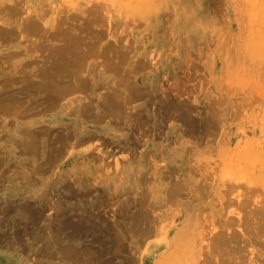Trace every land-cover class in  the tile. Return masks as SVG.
Segmentation results:
<instances>
[{"label": "rangeland", "instance_id": "rangeland-1", "mask_svg": "<svg viewBox=\"0 0 264 264\" xmlns=\"http://www.w3.org/2000/svg\"><path fill=\"white\" fill-rule=\"evenodd\" d=\"M240 261L264 264V0H0V264Z\"/></svg>", "mask_w": 264, "mask_h": 264}, {"label": "bare ground", "instance_id": "bare-ground-1", "mask_svg": "<svg viewBox=\"0 0 264 264\" xmlns=\"http://www.w3.org/2000/svg\"><path fill=\"white\" fill-rule=\"evenodd\" d=\"M60 31H61V29H60ZM62 31H64L63 29H62ZM28 32V31H27ZM66 33V32H65ZM34 34H35V32H34ZM62 34V33H61ZM30 35H32V34H30ZM63 35V34H62ZM59 37V36H58ZM67 37H69V35H67ZM67 37H65L66 39L65 40H67ZM73 37V36H72ZM76 37V36H75ZM80 38V37H79ZM73 39V38H72ZM70 40V39H69ZM72 41L73 40H71V43H72ZM37 43V42H36ZM69 44V45H66V47L65 48H63L62 49V51H61V53L60 54H62V56L61 57H64V56H69L68 58L69 59H66L67 60V67H64V68H61V69H59L58 71L57 70H53L54 68H52V70L51 71H49V72H46L45 71V73H43V77H42V80H41V85H40V87L41 88H43L45 91H47L48 93H52V95L57 99V97H61V98H63L64 96L63 95H66L67 93H69L70 91H72V90H76V89H79V90H81L80 88H81V86L80 85H78V84H76L75 86L72 84V85H70V83H68L69 81H67V80H65L64 82H62V81H59V77H60V73H64V72H66V71H63L64 69H68V68H71V65H73V63H75V62H77V61H79L78 59L79 58H81L82 60L84 59H86L87 57H88V54H89V52H86L87 54H85V53H83V55L85 54V56H87L86 58H85V56L83 57V55H81L80 57L78 56H76L79 52H77V49H76V47H74V46H78V45H72V44ZM39 46H40V44H39ZM81 46V45H80ZM80 46H79V49H81L80 48ZM87 46V45H86ZM96 46V45H95ZM94 46V47H95ZM37 47V46H36ZM49 47V46H48ZM57 47V46H56ZM56 47H54V48H56ZM82 47V46H81ZM51 48H53V47H51ZM58 49H59V47H57ZM78 48V47H77ZM53 50V49H52ZM85 52V51H84ZM96 54V53H95ZM105 54V53H104ZM79 55V54H78ZM90 55V54H89ZM90 57H91V55H90ZM89 57V58H90ZM81 59H80V61L79 62H84V60L83 61H81ZM88 61V60H87ZM78 66H76V67H80V65L79 64H77ZM84 65V64H83ZM85 66V65H84ZM52 67V66H51ZM75 67V68H76ZM43 68V67H42ZM82 68V67H81ZM80 68V69H81ZM55 69H57V68H55ZM77 69V68H76ZM76 69H73V68H71L69 71L70 72H67V73H71V77H72V75L73 76H75V74H77L78 72H76L75 73V70ZM79 70V69H78ZM50 74H52V75H54V76H51ZM69 74H67V75H69ZM70 77V76H69ZM128 77H126L125 79H127ZM70 79V78H69ZM80 79V82H82L81 80V78H79ZM61 80H63V79H61ZM71 80H72V78H71ZM71 82V81H70ZM78 82H79V80H78ZM7 83V82H6ZM84 83V82H83ZM82 83V84H83ZM88 83V82H87ZM8 84V83H7ZM75 84V83H74ZM89 85V84H88ZM83 86H85V85H83ZM37 87V86H36ZM39 87V86H38ZM86 88V87H85ZM84 88V89H85ZM32 90V89H31ZM87 90V89H86ZM78 91V90H77ZM33 92H34V90H33ZM41 92H42V90H41ZM35 93V92H34ZM33 93V94H34ZM38 93V92H37ZM37 93H35V94H37ZM26 94H28L27 92H26ZM34 94V95H35ZM46 95H48V94H46ZM57 96V97H56ZM25 97V96H24ZM55 98H52V101H53V99L55 100ZM61 98H60V100H61ZM23 99V98H22ZM42 99V98H41ZM43 99H45V98H43ZM21 100V99H20ZM46 100H47V96H46ZM51 100V99H50ZM50 100H49V103H50ZM59 100V101H60ZM58 101V100H57ZM56 101V102H57ZM48 102V101H47ZM55 104V103H54ZM32 105V104H31ZM39 105V104H38ZM49 105V104H48ZM52 105V104H51ZM262 217V216H261ZM225 225V224H224ZM215 235V234H214ZM235 236H237V235H235ZM238 237V236H237ZM220 238V237H219ZM227 238V237H226ZM228 239H231V238H228ZM239 239V238H238ZM255 239V238H254ZM253 239V240H254ZM227 240V239H226ZM219 242V241H218ZM235 242V241H234ZM213 243V242H212ZM222 243H224V241L222 242ZM237 243V242H236ZM224 244H226V243H224ZM229 244V243H228ZM213 246L215 245V244H212ZM238 245H240V244H238ZM216 246V245H215ZM214 246V247H215ZM217 246H218V244H217ZM222 246V245H221ZM234 246V245H233ZM212 247V246H211ZM223 247V246H222ZM230 247V246H229ZM246 247V246H245ZM175 248H177V247H175ZM219 248V247H218ZM231 248V247H230ZM220 249H221V247H220ZM223 250V249H222ZM194 252V251H193ZM198 252V251H197ZM184 253V252H183ZM182 253V254H183ZM228 253V252H227ZM223 254H224V252H223ZM236 254V253H235ZM238 254V253H237ZM225 255V254H224ZM229 255V254H228ZM232 255H233V253H232ZM185 256V255H184ZM213 256V255H212ZM208 257V256H207ZM222 257V256H221ZM231 257V256H230ZM181 259V258H180ZM187 260V259H186ZM211 260V259H210ZM219 260V259H218ZM195 261V260H194ZM202 261V260H201ZM204 262V261H203ZM210 262V261H209ZM214 262V261H213ZM238 263V262H237ZM240 264H241V261L239 262ZM205 264H206V262H205Z\"/></svg>", "mask_w": 264, "mask_h": 264}]
</instances>
